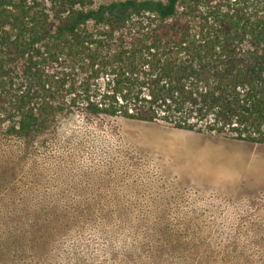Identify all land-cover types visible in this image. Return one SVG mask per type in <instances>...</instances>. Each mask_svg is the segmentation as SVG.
<instances>
[{"label": "trees", "instance_id": "1", "mask_svg": "<svg viewBox=\"0 0 264 264\" xmlns=\"http://www.w3.org/2000/svg\"><path fill=\"white\" fill-rule=\"evenodd\" d=\"M70 112L264 144V0H0V129L30 146ZM90 209L65 222L135 244L133 219ZM16 211L0 256L39 254L55 228Z\"/></svg>", "mask_w": 264, "mask_h": 264}, {"label": "rangeland", "instance_id": "2", "mask_svg": "<svg viewBox=\"0 0 264 264\" xmlns=\"http://www.w3.org/2000/svg\"><path fill=\"white\" fill-rule=\"evenodd\" d=\"M27 143L0 129V244L24 204L55 231L39 254L0 264H264V144L77 112ZM73 207L133 219L140 234L111 244L91 219L69 227Z\"/></svg>", "mask_w": 264, "mask_h": 264}, {"label": "water", "instance_id": "3", "mask_svg": "<svg viewBox=\"0 0 264 264\" xmlns=\"http://www.w3.org/2000/svg\"><path fill=\"white\" fill-rule=\"evenodd\" d=\"M243 142V141H242Z\"/></svg>", "mask_w": 264, "mask_h": 264}]
</instances>
